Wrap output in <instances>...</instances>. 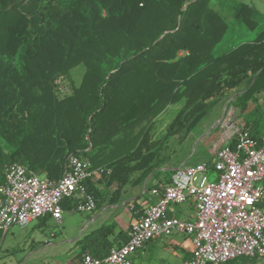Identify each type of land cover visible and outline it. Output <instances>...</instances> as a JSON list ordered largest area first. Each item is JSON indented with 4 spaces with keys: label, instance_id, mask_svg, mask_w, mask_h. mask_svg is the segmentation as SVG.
I'll return each mask as SVG.
<instances>
[{
    "label": "trees",
    "instance_id": "obj_1",
    "mask_svg": "<svg viewBox=\"0 0 264 264\" xmlns=\"http://www.w3.org/2000/svg\"><path fill=\"white\" fill-rule=\"evenodd\" d=\"M235 7L233 17L259 27L253 7ZM224 15L212 0H0V185L14 163L58 180L69 156L90 155L102 132L126 136L136 125L143 127L130 154L140 155L147 174L157 156L150 129L172 106L156 148L174 135L199 136L229 99L243 128L263 134L264 22L254 40L216 54L229 28ZM92 167L125 182L117 165ZM113 232L104 226L86 235L81 254L105 258L116 246Z\"/></svg>",
    "mask_w": 264,
    "mask_h": 264
},
{
    "label": "built area",
    "instance_id": "obj_2",
    "mask_svg": "<svg viewBox=\"0 0 264 264\" xmlns=\"http://www.w3.org/2000/svg\"><path fill=\"white\" fill-rule=\"evenodd\" d=\"M101 173L102 168H93L77 154L69 156L58 180L14 163L0 185V231L47 215L60 222L68 198L79 199L74 210L93 211L96 199L85 182ZM150 195L156 200L145 209L137 211L133 205L135 218L125 243L105 258L83 253L75 264H132V256L146 244L174 232L192 237V256L184 264H227L241 257L248 264H264V208L259 205L264 199V133L253 137L244 128L236 129L216 149L213 161L176 168L170 182L152 187ZM189 199L197 209L192 220L168 215L169 205Z\"/></svg>",
    "mask_w": 264,
    "mask_h": 264
},
{
    "label": "crops",
    "instance_id": "obj_3",
    "mask_svg": "<svg viewBox=\"0 0 264 264\" xmlns=\"http://www.w3.org/2000/svg\"><path fill=\"white\" fill-rule=\"evenodd\" d=\"M250 6L257 12L258 9ZM230 101L229 99L217 109V118L211 123L213 126L210 129L219 127L218 137H212V146L215 150L207 148L212 161L216 149L225 143L236 129L245 125L240 110L229 106ZM167 125L156 123L150 129L149 147L156 150L157 156L150 160L149 163L154 164V167L147 174L144 171L146 163L140 155L133 157L130 154L138 144L137 135L142 131L143 125L127 129L126 136L123 132L112 133L109 130H105L107 133L102 132L98 148L92 150L86 158L95 167L112 169V165L114 167L117 165L121 171L119 176L125 178V182L119 178L110 181L105 173L95 175L88 181V188L96 199V208L93 211H76L73 207L75 200H66L62 205L63 215L60 222L47 215L33 219L25 226H12L1 238L0 264H75L82 255L81 240L104 226L114 227L110 238L116 241L115 247L125 243L135 218L133 205L140 211L154 203L156 198L150 195V189L168 184L176 168L200 160L207 161V156L204 155L192 160L193 146L197 145L204 133L199 135L198 141H196L198 135L194 138L191 134L184 139L174 135L164 140L163 144H156L157 148L154 147V143L165 136ZM193 139L196 143L192 144ZM122 157L124 158L119 163ZM196 211L192 199L180 204H171L167 209L168 215L184 220H192L196 216ZM121 232L125 235L120 236ZM193 249L194 244L190 235L179 232L161 235L137 251L132 256V264H148L150 259L162 256L174 257L178 264H184L192 256Z\"/></svg>",
    "mask_w": 264,
    "mask_h": 264
},
{
    "label": "rangeland",
    "instance_id": "obj_4",
    "mask_svg": "<svg viewBox=\"0 0 264 264\" xmlns=\"http://www.w3.org/2000/svg\"><path fill=\"white\" fill-rule=\"evenodd\" d=\"M213 5L220 9L222 12L225 13L226 17L229 20V28L227 33L225 34V37L223 40L217 45L215 51L216 54L222 53L224 51H227L235 46H237L240 43L247 42L254 40L257 37V34L262 26V23L264 22V0H212ZM239 3H247L252 6H254L257 10L255 18L259 21V27L256 28H250L248 25H246L242 20L233 17L234 13L236 12V5ZM220 5H223L224 7H220ZM227 11H226V10ZM259 11V12H258ZM224 15V16H225ZM84 73V67L80 66L73 70V75L75 79L77 78L78 81L81 80L82 75ZM176 107L172 106L167 113L161 115L159 119L157 120V123L160 125H167L170 123L174 115L176 114ZM205 125V124H204ZM213 125H210L203 133V136L197 142V145L195 147L193 146V157L192 160H195L199 158L201 155L207 156V161H212L211 157L209 156V149L215 150V147L212 146L213 138L218 137V131L219 127H216L215 129H210ZM200 138L197 137L196 141ZM196 143V142H194ZM209 148V149H207ZM79 214H76L78 216ZM74 216V218H77ZM148 264H178V261L174 257H155L153 259H150L148 261Z\"/></svg>",
    "mask_w": 264,
    "mask_h": 264
},
{
    "label": "snow or ice",
    "instance_id": "obj_5",
    "mask_svg": "<svg viewBox=\"0 0 264 264\" xmlns=\"http://www.w3.org/2000/svg\"><path fill=\"white\" fill-rule=\"evenodd\" d=\"M244 197H241V199H243ZM249 202H251V201H249Z\"/></svg>",
    "mask_w": 264,
    "mask_h": 264
}]
</instances>
